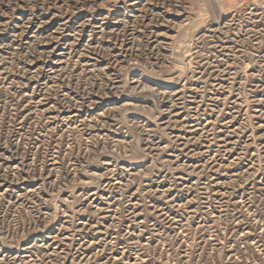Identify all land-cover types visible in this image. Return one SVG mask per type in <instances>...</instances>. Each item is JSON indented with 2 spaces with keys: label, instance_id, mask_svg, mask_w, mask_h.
Here are the masks:
<instances>
[{
  "label": "rangeland",
  "instance_id": "obj_1",
  "mask_svg": "<svg viewBox=\"0 0 264 264\" xmlns=\"http://www.w3.org/2000/svg\"><path fill=\"white\" fill-rule=\"evenodd\" d=\"M0 264H264V0H0Z\"/></svg>",
  "mask_w": 264,
  "mask_h": 264
}]
</instances>
